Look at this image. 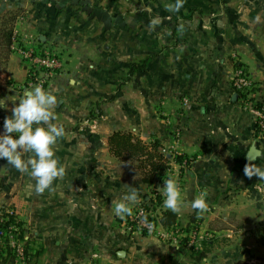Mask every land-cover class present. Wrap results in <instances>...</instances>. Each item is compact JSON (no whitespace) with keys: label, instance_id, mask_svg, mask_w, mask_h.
<instances>
[{"label":"crops","instance_id":"crops-1","mask_svg":"<svg viewBox=\"0 0 264 264\" xmlns=\"http://www.w3.org/2000/svg\"><path fill=\"white\" fill-rule=\"evenodd\" d=\"M67 1L0 0V12L27 9L23 29L32 41L66 58L43 88L57 96L53 123L66 130L55 145L64 177L39 194L33 178L0 160V206L21 220L31 264L264 263L263 224L240 217L247 208L264 217V180L244 174L247 164L264 168V142L231 84L240 60L255 81L252 96L264 99V0H183L179 12L168 11L176 0H82L79 11ZM145 60L129 78L131 66ZM10 67L19 90L0 89L7 103L0 133L25 91L38 86L27 84L25 63ZM117 133L130 140L121 155L111 141ZM252 145L261 152L255 161L247 158ZM170 150L195 159L173 178L183 193L175 214L177 227L200 225L201 263L191 262L184 243L131 235L129 216L113 212V199L130 186L140 193L133 209L157 207L161 217L171 211L155 197L162 179L143 180L147 157ZM196 198L207 211L191 207Z\"/></svg>","mask_w":264,"mask_h":264},{"label":"clouds","instance_id":"clouds-1","mask_svg":"<svg viewBox=\"0 0 264 264\" xmlns=\"http://www.w3.org/2000/svg\"><path fill=\"white\" fill-rule=\"evenodd\" d=\"M182 7L183 0H176L174 6H168V11L179 12ZM18 101L0 133V160H6L21 173H27L35 180L34 190L42 194L51 189L56 179L65 175V168L56 157L55 145L66 136V130L63 124L53 123L58 99L51 91L36 86L26 90ZM6 105L5 99L0 98V108H6ZM25 153L31 155L25 158ZM244 174L249 179L256 176L264 180V168L261 167L247 164ZM162 191L164 206L178 214L183 207V193L178 182L172 178L165 180ZM139 195L136 187L130 186L118 200L113 199V212L120 218L131 216L133 207L140 203ZM191 207L205 212L208 205L204 198H196L191 201Z\"/></svg>","mask_w":264,"mask_h":264},{"label":"built area","instance_id":"built-area-1","mask_svg":"<svg viewBox=\"0 0 264 264\" xmlns=\"http://www.w3.org/2000/svg\"><path fill=\"white\" fill-rule=\"evenodd\" d=\"M22 17L19 24H23ZM16 27L13 33V41L11 48L16 50L23 59L27 69V84H34L44 88L63 68V61L57 50L48 46H40L38 40L32 41V38L24 33L27 41L23 43L22 28ZM231 84L233 90L239 94L241 106L244 110L252 114L258 136L264 142V99H255L252 96V90L255 88V81L246 65L237 60L234 71L231 76ZM189 99L185 98L184 103L187 104ZM164 154L170 158V168L168 170V179L181 178L182 171H187L188 168L195 162L193 157L185 156L174 150L164 151ZM174 157V158H171ZM180 159V160H179ZM167 180V179H166ZM162 180V186L164 185ZM156 199H161L164 202L165 196L162 192L155 194ZM2 207V206H0ZM5 208L4 212L0 210V225L9 223L0 228V258L8 248L15 255V264H28L31 259L30 253L27 250L28 245L24 233V226L19 219L16 211L13 208ZM14 217V221L10 219ZM162 217L144 204L138 205L133 209V213L128 217L125 225L126 232L131 235H153L161 240L172 242L176 245L185 244L189 249L197 248L200 244L199 230L200 225L194 224L190 231H181L177 225L166 227L162 224ZM189 230V229H188Z\"/></svg>","mask_w":264,"mask_h":264},{"label":"trees","instance_id":"trees-1","mask_svg":"<svg viewBox=\"0 0 264 264\" xmlns=\"http://www.w3.org/2000/svg\"><path fill=\"white\" fill-rule=\"evenodd\" d=\"M11 15V14H10ZM1 16L0 17V64L2 63L1 60L7 62L8 60V52L11 47L13 41V33H14V26L13 23H16L17 17L16 15L11 16ZM147 61H143L140 64H133L129 70V78H131L136 72L140 70H144L146 68ZM257 130V129H256ZM258 133V132H257ZM112 143H116V147L114 148L115 153L117 155H121V153L128 147L130 144V140L128 136L122 135L121 133L115 134L111 138ZM156 152H159V146L157 144L154 145ZM156 159L153 160L151 156H148L146 159L147 164L150 166V171L146 174L145 178L143 179L145 182H150L153 177H158L160 179H168V170L170 168V159L164 154H156ZM180 160V159H179ZM0 210L4 212L5 208L0 207ZM14 221V217L10 219V222ZM162 224L166 227H173L176 225L177 215L171 211H165L163 213V217L161 219ZM9 223L7 221L5 224L0 225L6 226ZM203 244V243H202ZM28 247V246H27ZM5 251L7 256L4 258V261L7 264H15V255L13 254L12 250L6 246ZM201 248H190L192 251L190 260L193 263H201L207 257V251ZM29 251V249H27ZM183 252L187 255V251L183 250ZM31 256V254H30ZM33 260L30 259L28 264H31Z\"/></svg>","mask_w":264,"mask_h":264},{"label":"rangeland","instance_id":"rangeland-1","mask_svg":"<svg viewBox=\"0 0 264 264\" xmlns=\"http://www.w3.org/2000/svg\"><path fill=\"white\" fill-rule=\"evenodd\" d=\"M81 1L82 0H68L66 2V5L69 6V11L70 10L71 11H73V10L79 11L81 7L83 8L84 5H83V2H81ZM10 14L11 15H16V17H17L16 23L15 24L13 23V26H14L13 28L14 29L16 27L21 28V26L23 24H19V23H20L21 18L22 17L24 18V16L27 14V9H25L24 7H17L16 9L6 10L4 12H0V17L1 16H5V18H7V16H9ZM23 28H25V26H23ZM23 28H22V39L20 38V41H23V43L27 44L26 43L27 39H26V37H24V33L25 34H28V33ZM58 54H59V56L61 57V59H62V61L64 63L65 62V59H66L65 58V54L61 50H60V52L58 51ZM1 62L2 63L0 64V89H2V90L4 89V91L7 92V87H9L11 85L13 87V83L17 82V80L19 79L18 77H15L14 76L15 73L13 71H12L13 73L9 72V68L11 70V67H10L11 64L12 65H14V64H20V63L23 64L24 61L20 57V55L18 54V52L16 50H13L10 47L9 52H8V60H7V62H5L3 60H1ZM12 89L13 90L10 91V92L17 94V91L19 89L17 90L14 87ZM74 126H76V125L74 124L73 127ZM263 187H264V185H263ZM263 191H264V188H263ZM162 203H163V201L161 199H158V205H161ZM153 209H154V211H156L157 207H154ZM240 217L245 218V220L247 222H250V225H251V221L252 220L253 221L257 220V221L261 222L263 224V226H264V217L263 216H260L259 218H256L255 215L251 214V208L245 209V212ZM186 228L187 227L183 226L182 228H179V229L181 231H185L186 232V231H188ZM260 233H261V235H258L259 236L258 238L259 239L261 238L260 240L264 242V233L263 232H260ZM261 254L264 256V249L261 250ZM262 264H264V263H262Z\"/></svg>","mask_w":264,"mask_h":264},{"label":"water","instance_id":"water-1","mask_svg":"<svg viewBox=\"0 0 264 264\" xmlns=\"http://www.w3.org/2000/svg\"><path fill=\"white\" fill-rule=\"evenodd\" d=\"M236 96H234L235 99ZM261 155V152L255 145H252L250 150L248 151L247 158L251 161H255L259 156Z\"/></svg>","mask_w":264,"mask_h":264}]
</instances>
